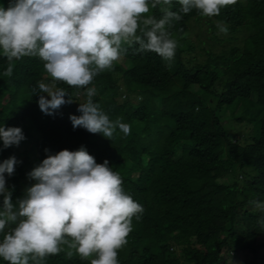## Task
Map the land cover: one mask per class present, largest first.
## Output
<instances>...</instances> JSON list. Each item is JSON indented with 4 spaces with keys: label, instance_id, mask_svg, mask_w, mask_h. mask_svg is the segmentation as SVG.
I'll return each instance as SVG.
<instances>
[{
    "label": "trees",
    "instance_id": "16d2710c",
    "mask_svg": "<svg viewBox=\"0 0 264 264\" xmlns=\"http://www.w3.org/2000/svg\"><path fill=\"white\" fill-rule=\"evenodd\" d=\"M0 5L7 8L9 0ZM170 31L179 44L171 67L133 46L112 71L95 77L94 102L110 119L131 125L130 135L117 129L112 140L73 128L70 116L81 115L83 90L59 83L77 102L46 115L40 94L32 93L38 82L51 81L43 62L25 57L4 77L7 60L0 55V126L21 127L26 137L8 148L0 139V162L18 160L14 175L5 174L13 203L47 155L83 146L97 163L109 161L144 208L133 218L119 264H264L258 253L264 213L250 203L264 202V0H238L212 18L193 10ZM229 117L235 125H226ZM245 124L249 136H237ZM46 264L89 262L62 252Z\"/></svg>",
    "mask_w": 264,
    "mask_h": 264
},
{
    "label": "clouds",
    "instance_id": "9594fccd",
    "mask_svg": "<svg viewBox=\"0 0 264 264\" xmlns=\"http://www.w3.org/2000/svg\"><path fill=\"white\" fill-rule=\"evenodd\" d=\"M237 2L9 0L7 8L0 5V55L7 60L3 76L13 75L16 61L38 57L51 78L32 89L33 95L40 94L43 113L54 115L62 106L77 102L65 88L57 87L62 82L86 96L77 109L81 115L70 116L74 129L84 128L110 140L119 129L127 137L131 125L121 118L110 119L94 102L95 77L112 71L133 46L138 54L154 52L171 67L179 46L170 31L174 22L193 10L212 18ZM174 4L178 10H173ZM156 9L159 18L152 14ZM217 28L228 33L223 24ZM25 138L21 127L0 126L4 148L18 146ZM17 163L15 156L0 162V259L9 264H46L50 256L64 252L89 264H119L118 254L128 244L133 218L139 220L144 208L124 190L123 178L107 159L97 163L83 146L49 154L28 173L36 183L14 204L5 174L14 175ZM250 203L254 211L264 213V202ZM258 223L264 229V215Z\"/></svg>",
    "mask_w": 264,
    "mask_h": 264
},
{
    "label": "rangeland",
    "instance_id": "374dc122",
    "mask_svg": "<svg viewBox=\"0 0 264 264\" xmlns=\"http://www.w3.org/2000/svg\"><path fill=\"white\" fill-rule=\"evenodd\" d=\"M187 36H188V38H191V39H193L194 41L196 40V38H197V36H196V33H193V32H189L188 34H187ZM229 115V114H228ZM228 117V116H227ZM226 125H235V122H233V120L229 117V120H227V118H226ZM241 130V135L240 134H237V136H239V137H242L243 135H245V136H249V134H250V132H251V127H250V125L249 124H245V125H242L241 126V128H240ZM231 130V132H233L234 133V129H230ZM35 180H33V179H31V178H28V179H26L25 180V182H27L26 183V185L24 186V188L25 189H27L28 187H30L32 184H33V182H34ZM259 243H260V246H259V250H258V253H259V257H260V259L264 262V236H262V237H260L259 238ZM228 259L231 261L232 259H231V256H228Z\"/></svg>",
    "mask_w": 264,
    "mask_h": 264
}]
</instances>
